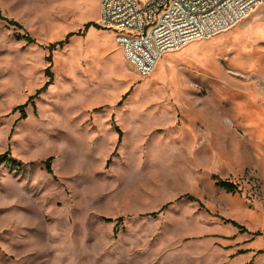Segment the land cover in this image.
Returning <instances> with one entry per match:
<instances>
[{"label": "rangeland", "instance_id": "obj_1", "mask_svg": "<svg viewBox=\"0 0 264 264\" xmlns=\"http://www.w3.org/2000/svg\"><path fill=\"white\" fill-rule=\"evenodd\" d=\"M101 2L0 0V264H264V0L146 78L92 26L30 102Z\"/></svg>", "mask_w": 264, "mask_h": 264}, {"label": "built area", "instance_id": "obj_2", "mask_svg": "<svg viewBox=\"0 0 264 264\" xmlns=\"http://www.w3.org/2000/svg\"><path fill=\"white\" fill-rule=\"evenodd\" d=\"M262 0H102L97 25L113 32L126 61L143 78L161 57L232 29Z\"/></svg>", "mask_w": 264, "mask_h": 264}, {"label": "trees", "instance_id": "obj_3", "mask_svg": "<svg viewBox=\"0 0 264 264\" xmlns=\"http://www.w3.org/2000/svg\"><path fill=\"white\" fill-rule=\"evenodd\" d=\"M0 23H6L8 26H11V27H14V28H17V29H20V30L24 29L18 22L14 21V20H10L7 17H5L2 14L1 11H0ZM92 26H94L97 29H99L97 24L87 23L84 26L83 30H80V31H78L76 33H69V34H67V36L65 37L64 40L56 42V43H53V44H50V45H48L46 47V50L48 51V57H47L48 67L45 70V76L47 78V82L44 84V86L41 89H39L36 92L35 95H33V96H31L29 98L30 102L33 101L40 93H42L43 91L47 90V88L51 84V81L53 80V74L51 72V69H52V53H53V51L56 48H58V47H60V48L63 47V45L67 44L72 37L85 35L87 33V31L89 30V28L92 27ZM22 40L26 41V43L28 45H31V44L35 43V40L32 37H30L28 34H25L24 36H22ZM26 107H27V104L18 106V107H16L14 109L15 112L18 111L20 113L21 119H25L26 118V112H25ZM118 134H119V142H120L122 134H121V132L119 130H118ZM51 161H52V159H48V161L46 162V169H47V171L49 173H51ZM2 165L10 166V167H19L20 163L17 162L16 160H14L11 157L10 152L8 151L5 154L0 155V166H2ZM213 178H214V180L217 181L216 186L218 188H220L221 190L225 191L226 193L232 194V195L236 194V193H240V189H239V186L237 184H235L233 182H230V181L221 180L217 176H214ZM185 197H187L191 201H195L194 198H192V197H190L188 195L185 196ZM182 198H183V196L180 197L178 200H180ZM168 205L169 204H167L165 207H163L159 212H154V213L147 214V215L155 217L161 211H163ZM108 221H111V220H108ZM226 223H229L233 227L237 228L240 231V233H247V229L244 226H241L240 224H238L235 221L226 220ZM254 235L255 236H260L261 234L259 232H257ZM258 254H264V250L258 252Z\"/></svg>", "mask_w": 264, "mask_h": 264}, {"label": "crops", "instance_id": "obj_4", "mask_svg": "<svg viewBox=\"0 0 264 264\" xmlns=\"http://www.w3.org/2000/svg\"><path fill=\"white\" fill-rule=\"evenodd\" d=\"M94 32V30H89V33H93Z\"/></svg>", "mask_w": 264, "mask_h": 264}]
</instances>
